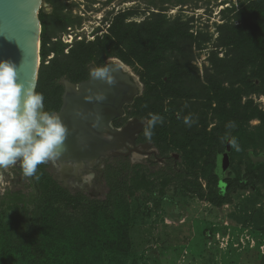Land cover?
<instances>
[{"label":"rangeland","instance_id":"rangeland-1","mask_svg":"<svg viewBox=\"0 0 264 264\" xmlns=\"http://www.w3.org/2000/svg\"><path fill=\"white\" fill-rule=\"evenodd\" d=\"M42 6L36 92L44 96L45 111L61 108L65 92L60 84L77 85L92 69L110 63L123 68L136 88L112 124L120 129L130 121L143 122L139 144L126 141L119 155L82 164L67 179L58 174L57 161L37 169L98 201L109 193L103 194L101 186L110 187L115 180V172H105V160L124 158L139 177L136 196L120 202L130 209V253L105 252L103 263L262 264L264 171L258 188L238 192L222 208L195 192L202 186L205 198L214 196V175L225 193L230 174L235 178L254 164H264V81L258 80L264 73V0H43ZM123 16L125 24L157 22L171 36L155 39L154 57L149 58L144 41L120 44L116 33ZM223 33L237 41L236 51L222 47ZM112 50L117 56L106 57ZM229 62L235 69L227 72ZM147 68L157 69V80ZM153 114L162 119L149 138ZM186 132L194 137L193 145L185 146ZM86 174L93 176L91 182L82 179ZM33 178L23 176L18 164L9 166L0 178V201L17 191L32 200Z\"/></svg>","mask_w":264,"mask_h":264},{"label":"trees","instance_id":"trees-1","mask_svg":"<svg viewBox=\"0 0 264 264\" xmlns=\"http://www.w3.org/2000/svg\"><path fill=\"white\" fill-rule=\"evenodd\" d=\"M40 19L43 23L42 17ZM124 21L123 16L121 28L118 34L116 33L120 44L136 38L140 42L144 41V51L149 58L154 57L155 39L164 40L171 36L164 31L162 25L154 21L140 25L125 24ZM223 34L220 38L222 47L236 51L234 43L237 41L230 35ZM91 45L97 47L96 44ZM115 56L117 53L113 50L106 52V57ZM214 65L218 70L223 69L222 65H217L216 60ZM224 69L229 72L234 70L235 66L229 62ZM146 71L153 74L154 80L158 79L157 69V73L151 72L150 68ZM169 79L171 77L168 81ZM258 80L261 83L264 81V73H261ZM149 81L146 82L148 87ZM171 110L174 112L176 107ZM183 140L185 146H188L193 145L195 139L191 137L190 132H186ZM225 152L224 148L221 153ZM230 159L233 173V157L230 156ZM125 161L124 158H119L106 163V173L115 172L111 173L115 175V180L110 187L106 184L101 186L103 194L109 192L106 198L103 196L105 199L102 201H98V197H90L79 188L64 187L56 175L52 177L43 170H38L33 178L32 200L25 199L27 194L22 191L6 195L0 201V264H104L102 258L105 252L128 256L131 250L130 209L129 205L120 206V202H128L134 198L142 182H139V177L125 165ZM262 171L264 164L258 163L246 169L244 174H236L235 178H231L230 174L225 180V193L220 192L217 177L211 175L210 178L215 180L214 196L205 198L202 186L195 194L199 199L222 208L231 203L233 195L238 192L258 188L263 182ZM52 173L55 174V171ZM172 175L175 176L174 173ZM195 176L198 180V176ZM261 263L264 264V257Z\"/></svg>","mask_w":264,"mask_h":264},{"label":"water","instance_id":"water-1","mask_svg":"<svg viewBox=\"0 0 264 264\" xmlns=\"http://www.w3.org/2000/svg\"><path fill=\"white\" fill-rule=\"evenodd\" d=\"M42 5L43 0H0V59L13 61L17 81L35 91L41 70ZM107 67L112 83L90 75L79 88L72 86L69 90L67 84L63 107L57 113L67 129L58 162L97 160L120 140L134 144L143 130L144 124L139 120L130 121L122 131L110 127L123 115L124 106L132 101L136 88L123 68L113 63ZM109 129L112 131L106 132ZM108 135L113 140H108Z\"/></svg>","mask_w":264,"mask_h":264},{"label":"clouds","instance_id":"clouds-1","mask_svg":"<svg viewBox=\"0 0 264 264\" xmlns=\"http://www.w3.org/2000/svg\"><path fill=\"white\" fill-rule=\"evenodd\" d=\"M91 75L113 82L107 66L93 69ZM161 119L155 114L151 116L146 130L149 138L150 129ZM66 135L59 115L44 110L43 94L21 85L15 63L0 59V169L18 164L23 176H36L41 164L60 158ZM82 179L91 182L93 176L86 174Z\"/></svg>","mask_w":264,"mask_h":264},{"label":"flooded vegetation","instance_id":"flooded-vegetation-1","mask_svg":"<svg viewBox=\"0 0 264 264\" xmlns=\"http://www.w3.org/2000/svg\"><path fill=\"white\" fill-rule=\"evenodd\" d=\"M52 9V8H51ZM51 9H49V12H48V15H51V11H53V9L51 10ZM56 41H58V40H56ZM111 64V63H110ZM91 72H92V70H91ZM90 75H91V73H90ZM90 75H89V78H90ZM89 78H87V79H85V80H83V81H80L77 85L73 82V84H72V81H70V82H67V84H69V85H71V86H73L74 88H79V86H80V84L81 83H83V82H85V81H87V80H89ZM69 81V80H68ZM65 82H64V84H60V87H61V89L63 90V92H62V95H63V93L65 92L66 93V89H67V85ZM65 93H64V95H65ZM62 104H61V108L59 107V109L55 112V114H57V113H59L60 111H61V109H62V107H63V104H64V96H63V98H62ZM114 122V121H113ZM129 123V122H128ZM127 123V124H128ZM127 124L126 125H123L122 127H119L120 129H117V128H114L113 127V124L111 123V128L114 130V131H122L126 126H127ZM143 131V130H142ZM140 134V133H139ZM110 139H112L113 140V138L112 137H109ZM139 140H140V138L139 137H137L136 138V140H135V143L137 144V142H138V144L140 143L139 142ZM134 143V144H135ZM100 159V158H99ZM99 159H97V160H99ZM118 159V158H117ZM96 160V161H97ZM108 161H113V159H111V160H105L103 163V166L105 167L104 169H105V172H106V163L108 162ZM89 164H93V162H90ZM83 167V165L82 164H80V163H78V164H75L73 167H63L64 168V170H65V168H68L69 170H73V171H77V170H80L81 168ZM7 169V168H6ZM6 169H0V178H1V175L3 174V172L6 170ZM58 174L59 175H61V173H60V171L58 172ZM57 174V175H58ZM104 177V176H103ZM62 183V182H61ZM64 187H71V186H64ZM71 188H73V187H71Z\"/></svg>","mask_w":264,"mask_h":264},{"label":"bare ground","instance_id":"bare-ground-1","mask_svg":"<svg viewBox=\"0 0 264 264\" xmlns=\"http://www.w3.org/2000/svg\"><path fill=\"white\" fill-rule=\"evenodd\" d=\"M127 70V69H126ZM68 89L69 90H72L73 89V87L71 86V85H68ZM132 124H134V123H132ZM111 125V124H110ZM111 127V126H110ZM109 131H112L111 129H109V130H107L106 132H108L109 133ZM110 136L108 135L106 138L109 140L110 138H109ZM125 141H128V140H125ZM124 140H120V141H118L117 143H116V145H114V147H113V149L112 150H109L105 155H103L104 157H110V156H117V155H119L120 154V152L124 149V142H125ZM63 161V160H62ZM58 162V161H57ZM90 162H93V163H95L96 162V160H94V159H91V160H80V161H67V162H58L59 163V165L61 166V173L64 175L63 176V178H65V179H67L68 177H69V175L72 173V172H74L73 170H72V172H71V170H69L68 168H65V170H64V168L63 167H72V166H70L71 164H78V163H80V164H85V163H90Z\"/></svg>","mask_w":264,"mask_h":264}]
</instances>
